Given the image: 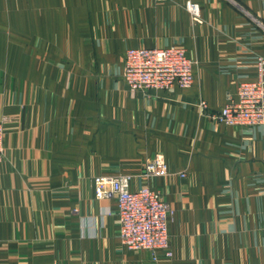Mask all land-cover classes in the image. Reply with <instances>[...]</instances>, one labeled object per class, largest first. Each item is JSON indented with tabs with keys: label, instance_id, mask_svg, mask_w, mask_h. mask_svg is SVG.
<instances>
[{
	"label": "crops",
	"instance_id": "0c3cea01",
	"mask_svg": "<svg viewBox=\"0 0 264 264\" xmlns=\"http://www.w3.org/2000/svg\"><path fill=\"white\" fill-rule=\"evenodd\" d=\"M187 1L0 0V264H264V125L199 108L257 78L264 0H190L200 22ZM169 46L196 61L192 87L130 88L126 51ZM157 155L169 173L150 178ZM103 175L172 206L171 259L122 243Z\"/></svg>",
	"mask_w": 264,
	"mask_h": 264
},
{
	"label": "built area",
	"instance_id": "2783aa9c",
	"mask_svg": "<svg viewBox=\"0 0 264 264\" xmlns=\"http://www.w3.org/2000/svg\"><path fill=\"white\" fill-rule=\"evenodd\" d=\"M186 7L193 21L200 22V6L189 0ZM195 66L196 61L184 47H137L126 51L124 76L134 90H169L176 86L187 89L194 84ZM256 67L257 78L241 82L235 93L227 95L221 111L208 113L206 101H201V112L229 126L264 125L263 56L257 58ZM4 138L5 125L0 122V162L4 156ZM168 173L169 167L162 155L146 164L145 174L150 178ZM94 192L98 199L117 201L120 237L127 248L148 251L155 261L173 257L169 224L175 210L159 191L149 186L132 189L130 175H103L94 178Z\"/></svg>",
	"mask_w": 264,
	"mask_h": 264
}]
</instances>
